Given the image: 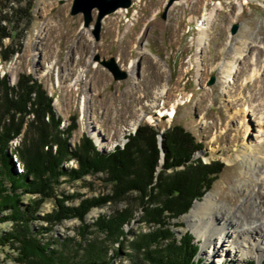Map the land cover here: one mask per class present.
Returning <instances> with one entry per match:
<instances>
[{"label": "rangeland", "instance_id": "obj_1", "mask_svg": "<svg viewBox=\"0 0 264 264\" xmlns=\"http://www.w3.org/2000/svg\"><path fill=\"white\" fill-rule=\"evenodd\" d=\"M73 1H15V7H32L31 14L18 23L1 21L6 31L8 26L13 30L16 36L13 48L17 52L10 61H0V78L8 75L13 85L24 75L41 83L53 97V106L62 117L64 129L76 124L69 136L72 149L87 135L101 152H113L117 147H124L130 132L134 134L139 125L149 123L161 129L158 146L164 151L161 131L173 124L183 125L203 143L195 157H201L204 162L219 159L225 163V168L187 213L172 219L182 225L172 227L178 236L187 230L192 232L200 245L198 258L202 264H235L248 259L262 263L264 254L259 256L244 250L249 244L237 248L238 243L224 242L223 257L208 254L205 239L199 236L191 221L194 216L191 213L196 203L213 193L222 211L242 207L245 221L264 218V162L251 167L242 156L232 161L225 159L245 144L252 147L264 144V0H174L168 7L169 0H133L124 12L117 10L102 19L98 40L92 30L97 9L93 10L94 21L85 27L83 14L71 13ZM8 8L9 5L0 8V14ZM211 12L214 15L210 39L206 46L198 48L202 35L199 25L206 23ZM234 24L238 27L232 33ZM11 39L3 36L2 49L9 46L8 49H12ZM97 55L114 56L124 68L130 65L127 78L115 80L96 60ZM234 62L237 71L231 73L229 66ZM254 71L257 73L252 80L248 76ZM212 75L215 82L208 84ZM164 114L170 116L163 117ZM32 116L27 115L26 119ZM26 127L9 141V153L18 172L24 170V163L14 150L22 143ZM257 153L264 159L262 151ZM163 157L162 154L161 162ZM62 165L65 168L78 166L75 159L64 161ZM104 176L99 172L74 181L63 179L58 192L70 196L79 192L82 196L66 201V204L77 205L82 198L110 193V184ZM38 195L26 191L22 202L28 204ZM133 201L131 197L118 204L108 202L94 207L86 220L92 224L101 214L109 215ZM260 206L261 214L258 213ZM54 207L53 200L45 201L37 214L44 216ZM9 211L4 210L2 215ZM143 212L138 209L137 216L126 225L128 238L148 230L149 226L142 222ZM253 214L259 217L251 219ZM252 224L264 225L261 219ZM80 225L76 217L65 219L42 235L46 239L77 236ZM32 226L39 230L41 226L49 227V223L33 220ZM11 227V220L0 224L2 232ZM255 235L257 238L250 245L258 239L262 245V230L259 228ZM117 252L113 264H133L125 247H119ZM14 255L10 245H0V264H14Z\"/></svg>", "mask_w": 264, "mask_h": 264}, {"label": "trees", "instance_id": "obj_2", "mask_svg": "<svg viewBox=\"0 0 264 264\" xmlns=\"http://www.w3.org/2000/svg\"><path fill=\"white\" fill-rule=\"evenodd\" d=\"M15 1L0 0V8L9 5L0 14V61H10L17 52L13 30L8 26L6 31L1 21L18 23L31 14L32 7H15ZM3 36L12 38V49H2ZM53 100L30 76L22 75L13 85L8 75L0 78V224L12 221L10 230L2 232L0 228V245H10L15 251L14 264H113L119 247L126 248L133 264H202L194 235L187 230L178 236L173 227L182 223L172 219H179L196 199L202 198L225 163L196 158L203 143L181 124H173L162 133L163 162L158 146L161 129L149 123L139 125L134 134L127 135L124 147L113 152H101L87 135L72 149L69 136L76 124L64 129ZM25 125L22 143L14 150L24 163V170L18 172L9 153V141L23 132ZM69 159H75L78 166L65 168L62 164ZM99 172L109 182L110 193L82 198L77 205L66 204L68 198L82 195L59 193L63 179L74 181ZM26 191L39 197L24 204ZM131 197L134 201L126 206L109 215L101 214L92 224L87 222L86 215L94 207L118 204ZM48 200H53L55 207L40 216L37 212ZM140 208L144 211L142 222L149 228L128 238L126 225ZM6 209L10 213L2 215ZM73 217L81 222L77 236L46 239L42 235ZM40 219L49 227L35 230L32 221ZM235 264L258 263L248 259Z\"/></svg>", "mask_w": 264, "mask_h": 264}, {"label": "bare ground", "instance_id": "obj_3", "mask_svg": "<svg viewBox=\"0 0 264 264\" xmlns=\"http://www.w3.org/2000/svg\"><path fill=\"white\" fill-rule=\"evenodd\" d=\"M125 10L127 9L119 8L118 12L122 13ZM213 15L214 12L208 14L205 21L206 23L199 25L202 31V35L200 36L198 42V48L206 46L208 40L210 39V28L213 21ZM240 54V56H242L243 52L241 51ZM235 64L236 63L234 62L229 66L231 67V73H235L237 71V69H235ZM134 67L135 63L133 62V68ZM127 68L128 72H130L131 66L129 65ZM256 73L257 72L254 71L248 77L254 80ZM257 151H262L264 153V144H258L253 147L250 144H245L240 149H237L235 153L226 155L225 159H227L228 161H232L233 158L242 156L247 159L245 160L248 161V163L250 164L249 166L256 167L259 162H264V159L260 157ZM243 211L244 210L242 209V207H238L236 210L232 211L228 209L222 211L219 208L218 201L216 200L213 193L208 195L203 202H198L194 205L191 213L194 216L191 221L196 226L199 236L205 239V250L208 254H210L211 256H213L214 254H219L220 257H223L225 255V249L223 248V246L225 245L223 244L224 242H232V244L238 243L240 246L238 245L237 248L249 244V248L243 247L246 252H253L259 256L264 254V243L261 245L259 242L260 239L256 240L255 244L250 245V243L255 241V238H257L255 234L257 233V230L259 228L262 230L264 235V225L260 226L258 224L255 226L252 223L257 222V220L259 219H261L264 223V218L262 219V217H260L256 221H245L246 215ZM258 213H263L262 206H260ZM257 217H259V215L257 214L251 215V219H255ZM244 223H251V225L249 224L246 227Z\"/></svg>", "mask_w": 264, "mask_h": 264}, {"label": "water", "instance_id": "obj_4", "mask_svg": "<svg viewBox=\"0 0 264 264\" xmlns=\"http://www.w3.org/2000/svg\"><path fill=\"white\" fill-rule=\"evenodd\" d=\"M174 0H169L166 7ZM132 0H74L71 13L77 14L82 13L84 17V26L89 27L91 22L94 21L93 10L97 9V16L93 26V33L95 38L98 40L100 38V33L102 30V19L113 12H116L119 8H128L132 5ZM165 16V13H163ZM238 24H234L232 27V33H235ZM96 60L101 62L112 74L115 80H124L127 78L129 72L126 68H123L118 63L114 56L109 58H101L100 55L96 56ZM215 82V76L212 75L208 84H213ZM163 131H161L162 133ZM162 137V136H161ZM164 155V151H162Z\"/></svg>", "mask_w": 264, "mask_h": 264}]
</instances>
